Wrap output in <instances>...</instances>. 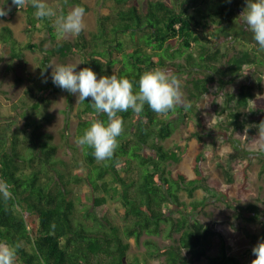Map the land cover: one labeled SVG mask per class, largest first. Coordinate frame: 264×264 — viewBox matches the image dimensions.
Listing matches in <instances>:
<instances>
[{"label": "trees", "instance_id": "trees-1", "mask_svg": "<svg viewBox=\"0 0 264 264\" xmlns=\"http://www.w3.org/2000/svg\"><path fill=\"white\" fill-rule=\"evenodd\" d=\"M98 1L104 9L99 11L96 32L89 40L81 32L73 40L58 41L53 20L37 18L36 9L31 6L19 10L15 7L12 12L25 13L26 33L46 29L52 47L46 48L44 41L21 43L9 26L0 28V48L6 50L3 52L8 61L23 59L24 51L41 52L39 73L49 78L37 90L26 89L25 97L32 102L29 104L22 99L13 105L15 110L21 109L18 115H6L0 121V181L12 185V199L5 201L0 196V242L21 244L15 264H150L152 259H163V264H251V259L244 260V256L229 253L224 235L198 217L209 203L221 201L246 225L264 222L259 198L245 207L232 199H221L226 194L220 190L221 182L206 176V151L200 127L194 126L190 134L197 140L191 160L194 177L188 178L182 171L172 172L167 167L168 163L180 160L178 152L166 148L164 143L175 130L174 114H178V120L187 117L184 108L162 116L145 104L139 115L132 110L118 113L124 121V132L118 137L119 146L113 158L97 162L93 149L80 147L83 172L68 175L56 170V164H67L55 159L56 146L51 142L52 137L40 132L41 123L36 119L49 97L61 90L52 83L48 66L51 59L76 54L81 57L76 71L88 67L97 76L128 78L133 83L134 93L138 91L140 76L146 71L160 68L177 77L183 75L190 91L191 107L187 112L191 113L192 105L210 92L211 87L217 85L219 91H223L244 68L264 65V58L257 51L259 46L254 42L250 43L251 47L243 46L230 55L227 45L223 50L218 40L212 42L206 38L207 32L218 25L223 24L231 31L235 13L242 14L247 0ZM110 2L115 5L109 7ZM67 4L88 10L81 0H68ZM55 9L58 15L69 11L66 5ZM230 39L229 45L235 49L238 41L233 40L237 36L232 35ZM117 62L121 65L114 72L112 66ZM246 78L247 83L241 84L237 93H223L222 110L228 112V124L233 129L240 127L239 118L251 98L264 120V98L254 97V75L251 73ZM0 93L4 94L3 90L0 89ZM66 95L70 103L72 94L66 91ZM208 96L207 110L212 111L217 92ZM91 102L89 97L80 103L76 139L95 120L107 122V116L97 115ZM28 108L36 112L34 120L27 119L22 127L24 132L32 130L29 141L34 148L31 147L33 154L29 156L19 151L21 135L15 120V117H25ZM235 149H240L244 155L252 153L264 158V150L257 153L239 146ZM53 170L57 178L48 176ZM227 173L225 170L226 176ZM243 179L241 188L245 189V172ZM78 185L87 186L89 194L76 195L73 187ZM197 189L210 195L189 203L180 198V191L185 190L193 197ZM112 203L122 221L121 226L109 216ZM246 234L252 240L257 237L248 230ZM143 236H147L142 242L146 251L141 257L130 258L129 240L140 244ZM158 236L171 243L159 246L151 239ZM214 237L219 238L220 249L210 256L208 252ZM259 239L264 241V234Z\"/></svg>", "mask_w": 264, "mask_h": 264}, {"label": "rangeland", "instance_id": "rangeland-1", "mask_svg": "<svg viewBox=\"0 0 264 264\" xmlns=\"http://www.w3.org/2000/svg\"><path fill=\"white\" fill-rule=\"evenodd\" d=\"M85 5L88 6V10L85 11V22L86 29L83 32L85 37L89 40L91 35L96 32L98 25V16L100 9H104V5L98 0H81ZM142 2V0H139ZM49 6L60 8L66 5L68 10L76 5L65 4L64 0H45ZM115 4L110 2V6ZM117 6V5H116ZM0 7L11 8L9 14L5 17H0V28L9 26L14 34V37L21 43L28 41L32 42H43L46 48L53 46L51 38L49 37L47 30L42 28L40 31H36L33 34L26 33V17L22 11H15V5H12V0H0ZM102 7V8H101ZM120 5V8H123ZM247 6H245L244 10ZM56 10V9H55ZM243 10V11H244ZM232 24L233 29L228 30L222 24L218 25V28H212V31H208L206 38L211 41H219V44H223V50L225 46H228L229 54L233 55L235 50L244 48L243 46L251 47V42H255L254 35L252 32L246 30V26L242 23L241 13H235ZM53 25H54V18ZM235 25V26H234ZM39 27H41L39 25ZM228 30V31H227ZM232 35H236L237 39L235 49H231L232 44L229 45V40ZM74 37L62 36L57 31V40H73ZM228 43V44H227ZM250 44V46H249ZM258 46V44L256 43ZM1 50L2 57L0 61V89L3 90L4 94L0 93V121L4 120L6 115H18L20 112L13 108V105L19 104L24 99L29 104L32 100L29 97H25V91L27 88L32 87L37 90V87L46 84L44 82L49 78L42 76L39 73V61L41 58V52H30L24 51V57L20 60L8 61L4 52ZM261 57L264 58V52H261ZM9 62V63H8ZM81 57L71 55L66 58H59L54 56L51 59L50 64L55 65H77L80 66ZM121 64L117 62L112 66V70L115 72ZM50 72L52 68L49 66ZM251 72L254 75V87L252 92L254 97L264 98V65L255 66L253 68H244L242 73L237 78L227 85L223 91H219L218 86H213L209 90L210 92L203 94L199 100L192 105V111L186 113L187 117L182 120H178V114L175 113L172 119L174 120L175 130L172 136L167 139L164 143L166 148L174 149L178 152L180 160L178 162L168 163V169L172 172L177 170L185 173L188 178L194 177V173L191 169V160L197 149V140L195 137L190 136L193 132L194 126H198L200 134L204 139V150L206 151V160L204 162V168L206 169V176L210 180H218L221 182V192L225 194L221 199L229 200L232 199L239 203L238 205L245 207L254 199L259 198V206L264 210V158L260 159L257 155L241 154L243 151L240 149L236 150L235 147L246 149L249 152H260L264 150V139L259 137V128L264 127V120L261 111L255 106L253 98L249 100L248 105L244 108V114L239 118L240 127L233 129L232 125H229L230 121L228 112L222 110L224 107V92L237 93L238 88L241 84H244ZM102 76H97L99 79ZM182 82V90L185 93V98L189 99V89L187 87L186 78L183 75L178 76ZM247 83V82H246ZM211 92H217L215 99V109L210 111L207 110L209 104V94ZM72 100L69 103L65 90L56 91L49 97V101L44 104L36 119L40 120L41 127L40 132L44 134H50L52 137L51 142L56 146L55 159H61L67 165L61 166L56 164V170L68 175L83 172L82 162L80 161L81 148L75 143L76 137V124H77V113L79 110L80 103L77 104V96L72 94ZM189 102V101H188ZM33 113V114H32ZM36 113V112H35ZM35 113L32 108L26 110V116L19 118L15 117L16 126L20 131V148L21 153H26L28 156L32 153L34 147L30 144V132L22 131L27 119L32 118L34 120ZM33 115V116H32ZM203 120H205L203 122ZM33 147V148H31ZM256 153V154H257ZM79 162L76 164L77 161ZM76 161V162H75ZM225 170L228 176L225 174ZM246 174L245 189L241 188V184L244 182L243 173ZM48 176L52 178L56 177V171H51ZM229 180H228V179ZM44 180V179H43ZM246 190V191H244ZM73 191L76 195L89 194L87 186L78 185L73 187ZM180 198L189 203L193 200H201L204 197H208L210 193L203 189H197L194 192L193 197L188 196L185 190L179 192ZM115 204L110 205L109 216L114 220L115 224L122 225V221L119 215L114 212ZM79 211V205H78ZM234 211L232 208L227 206L221 201H213L206 207V209L198 214L199 219L208 225H212L215 229L221 232L225 239L227 250L229 253H233L237 256H244V260H253L252 249L257 245L260 240L259 237L264 234V222L257 223L251 222L246 225L239 217L233 215ZM79 214V212H78ZM81 214H79L80 216ZM246 230L250 233H256L257 237L252 240L247 234ZM147 236L142 237L140 244H135L133 239H130V248L128 256L131 258L134 255L142 256L146 251L143 245V240ZM150 238V237H149ZM159 246H164L171 243V240L165 239L162 236L152 237ZM220 240L218 237H214L212 240V246L208 252L210 256H214L218 253L220 247ZM150 264H163V259H152Z\"/></svg>", "mask_w": 264, "mask_h": 264}, {"label": "clouds", "instance_id": "clouds-1", "mask_svg": "<svg viewBox=\"0 0 264 264\" xmlns=\"http://www.w3.org/2000/svg\"><path fill=\"white\" fill-rule=\"evenodd\" d=\"M64 3L67 4L68 0H64ZM12 5L18 10L31 6L36 9L35 16L40 19L54 18V26L62 36L78 37L87 27L85 8L80 5L59 15L45 0H12ZM10 11V7H0V17L7 16ZM241 17L246 30L254 35L259 46L257 51L264 52V0H247V7ZM48 66L52 68L51 79L54 85L75 94L77 104L90 97L96 114L107 116V122L95 120L75 140L82 149H93L97 162L111 160L119 146L118 137L124 132V121L118 113L132 110L139 115L147 104L154 113L167 116L177 108L188 110L191 107L182 90L181 80L165 69L144 72L139 79L138 91L134 93L133 83L128 78L111 75L97 79V74L88 67L76 71L77 65L72 64ZM259 137L264 139V127L259 128ZM11 189L10 183L0 181V196L5 201L12 199ZM51 227L54 229L55 225L52 224ZM20 247L19 243L0 242V264H15ZM252 254L255 259L251 264H264V241L253 247Z\"/></svg>", "mask_w": 264, "mask_h": 264}]
</instances>
